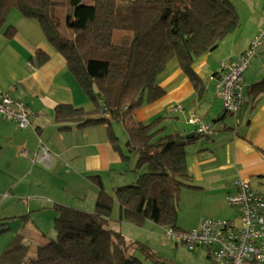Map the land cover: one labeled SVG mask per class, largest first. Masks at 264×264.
<instances>
[{
    "label": "trees",
    "instance_id": "1",
    "mask_svg": "<svg viewBox=\"0 0 264 264\" xmlns=\"http://www.w3.org/2000/svg\"><path fill=\"white\" fill-rule=\"evenodd\" d=\"M8 4L40 23L45 39L63 57L83 93L97 111L105 109L107 117L88 119L80 126L108 124L109 140L124 166L132 153L136 155L137 176L133 184L116 187L112 194L104 190L100 177H91L97 188L93 212L55 205L54 238L28 257L29 247L15 237L0 254V264H143L136 253L152 264H169L146 244L127 242L105 225L119 221L142 227L150 221L180 231L176 210L181 191L192 188L184 183L191 177L187 148L202 136L168 133L164 117L140 123L135 112L164 96L156 80L171 60L178 62L194 89L203 92L204 84L192 66L239 27L233 6L225 0H67L65 4L42 0L38 8L21 0H0V18ZM48 6L65 7L64 20L48 14ZM10 28L9 37L14 33ZM47 60L48 55L37 52V65ZM262 92L264 80L247 90L252 96ZM54 114L57 121L78 122L87 116L83 109L66 105L56 107ZM113 124L126 132L125 152L120 151ZM115 206L120 215L113 219Z\"/></svg>",
    "mask_w": 264,
    "mask_h": 264
},
{
    "label": "crops",
    "instance_id": "2",
    "mask_svg": "<svg viewBox=\"0 0 264 264\" xmlns=\"http://www.w3.org/2000/svg\"><path fill=\"white\" fill-rule=\"evenodd\" d=\"M50 1L65 4L67 0ZM225 1L233 6L239 27L221 40L214 53L194 62L192 68L204 84L203 92H197L178 62L171 60L156 80L164 96L138 109L135 118L147 124L164 117L168 133L178 132L189 138L196 135V127L189 123L191 116L213 127L210 136L200 138L187 148L191 175L188 181L192 187L188 189L211 208L209 217L218 218L226 209L234 212L235 219L236 213L227 205V198L237 192L236 181L247 180L255 190L264 193V92L257 96L247 93L252 85L264 80V42L243 73L245 98L237 122L224 111L216 83L226 67L236 63L255 35L264 29V0ZM0 19V91L26 103L34 114L33 125L27 128L0 115V202L26 203L25 206L16 204V213L0 216V225L6 224L4 231H7L11 222L8 220L28 223L32 214L43 215L50 210L55 218V205L84 211L82 204L89 200L95 205L97 198L91 177H100L104 190L112 194L114 186L110 184L108 190L106 182L109 183L111 176L116 180V174L125 168L109 140L108 124L80 126L85 120L102 118L103 114L83 93L63 57L49 45L40 23L23 16L9 4ZM9 28L14 32L11 37L6 34ZM38 51L48 55V60L41 65L35 61ZM64 105L81 108L87 116L78 122L57 121L55 108ZM191 133L195 135L188 136ZM114 135L124 145V149L119 145L120 151L125 152L127 137ZM39 141L51 152L47 166L34 158ZM23 150L28 152V157L22 155ZM117 213L120 215L119 209ZM20 228L6 246L8 239H0V254L15 237H20L23 243ZM35 228L43 235L38 222Z\"/></svg>",
    "mask_w": 264,
    "mask_h": 264
},
{
    "label": "built area",
    "instance_id": "3",
    "mask_svg": "<svg viewBox=\"0 0 264 264\" xmlns=\"http://www.w3.org/2000/svg\"><path fill=\"white\" fill-rule=\"evenodd\" d=\"M263 42L264 29L255 35L248 49L236 63L226 67L217 80L216 93L222 99L224 111L236 122L245 98L243 73ZM104 112L102 109L101 113L107 117ZM0 115L14 120L21 128L33 125L34 114L29 106L1 91ZM189 123L196 127L199 136L208 137L213 133L211 125H205L193 116ZM22 155L28 157V152L23 150ZM34 158L46 166L51 162L50 149L42 141H39ZM235 187V195L227 198V205L236 213L235 219L206 218L198 228L188 231L168 229L165 230L166 235L189 250L205 249L210 264H264V193L255 190L247 180L236 181Z\"/></svg>",
    "mask_w": 264,
    "mask_h": 264
},
{
    "label": "rangeland",
    "instance_id": "4",
    "mask_svg": "<svg viewBox=\"0 0 264 264\" xmlns=\"http://www.w3.org/2000/svg\"><path fill=\"white\" fill-rule=\"evenodd\" d=\"M21 1H23L24 4L38 8L41 7L42 4V0H21ZM47 13L58 16L59 18L64 20L66 16V9L63 6H57V7L48 6ZM100 112L101 111L99 110V113ZM228 120L230 121V118ZM112 127L116 135L119 134L120 136L121 135L126 136V132L124 131L121 125L113 124ZM118 144L124 149V145H122V142H118ZM131 156L132 157L129 165L124 166V168L127 169L128 171L124 170L119 174H116L117 178L120 176V181H119L120 183H117V178L115 180L113 179V176H111L109 183L108 181L106 182V187L108 190L110 184L114 186V188H116V187L131 185L135 182L136 179L134 180L133 178H135L137 175L136 173L133 172V170H134L136 155L132 153ZM126 178H130V180H127ZM29 180H30V176H29ZM184 183L189 184V181L185 179ZM32 186L33 189L36 188L35 185ZM16 204L18 206L26 205V203H22V202H16L15 204L11 202H0V216H10V214H13L11 213L12 211L16 213L18 210ZM82 206L84 207L85 210H88V212L91 213V211H93L94 201L91 204V201L87 200L85 203L82 204ZM115 207L116 208H114V212L112 213L113 219H116L119 216L117 213L118 207L117 206ZM211 213H212L211 208L203 205V201L199 199L198 196H196V194H194L192 190L188 188L182 189L180 200L176 210V223L180 229L188 231L192 228L197 227L201 218L203 220L204 218L209 217L208 215H210ZM222 213L221 216L218 218L217 217H209V218L224 219L230 216L228 219L230 220L234 219L235 216L234 212L230 213L228 212V210L223 209ZM4 218H10V217H4ZM53 219H54V212L50 210V211H46L45 214L43 215L32 214L28 223H22L18 219L8 220L7 222L11 221L8 224L9 226L8 228L10 230L0 233V239H4V240L8 239L4 245L6 246L12 240L13 236L17 234V231L21 226L20 232L23 235L22 241L24 244H26L29 247L27 256L32 257L34 256L37 250V245H42L51 237L54 238L55 233L53 227V221H54ZM36 222L39 223L41 227V233L43 235L37 233L35 228ZM106 224L107 225H105V227L108 230H112L120 233L127 242L135 241L146 244L152 250L155 256L162 257V259L169 262V264H210L209 259L207 257L208 253L205 249L197 248L194 250H189L187 247H185L182 244H175L174 240H172L169 236L166 235L165 233L166 229L150 221H145L142 227H136L131 224H127L119 221L118 222L109 221V223ZM135 257L139 258L143 262V264H152L150 260H145L142 254L140 253H136Z\"/></svg>",
    "mask_w": 264,
    "mask_h": 264
},
{
    "label": "water",
    "instance_id": "5",
    "mask_svg": "<svg viewBox=\"0 0 264 264\" xmlns=\"http://www.w3.org/2000/svg\"><path fill=\"white\" fill-rule=\"evenodd\" d=\"M195 135V133H191L190 135H188V136H194Z\"/></svg>",
    "mask_w": 264,
    "mask_h": 264
}]
</instances>
